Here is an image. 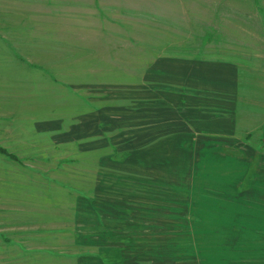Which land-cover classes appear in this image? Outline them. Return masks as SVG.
Instances as JSON below:
<instances>
[{"label":"rangeland","instance_id":"374dc122","mask_svg":"<svg viewBox=\"0 0 264 264\" xmlns=\"http://www.w3.org/2000/svg\"><path fill=\"white\" fill-rule=\"evenodd\" d=\"M171 56L264 86V0H0V264H264L246 176L222 202L215 146L152 103Z\"/></svg>","mask_w":264,"mask_h":264},{"label":"crops","instance_id":"0c3cea01","mask_svg":"<svg viewBox=\"0 0 264 264\" xmlns=\"http://www.w3.org/2000/svg\"><path fill=\"white\" fill-rule=\"evenodd\" d=\"M167 58L170 64L158 70L160 73L154 72L165 78L151 80L152 103L157 100L160 109L163 104L167 108L165 116L160 110L159 118L175 119L173 133L189 135L198 146H215L216 173L225 174L222 183L217 182L215 187L223 191L222 202L230 198L226 191L235 192L238 187L227 186L225 181L234 179L236 174L246 176L238 183L243 187L236 203L238 218H253L247 222L248 233L251 229L264 231V86L252 82L258 76L255 77L257 70L245 76L234 60ZM248 90L251 96L254 90L260 92V100L248 98ZM258 128L262 129L259 136L255 134ZM248 131L255 134L250 140L252 146L243 139L242 132ZM233 219L219 218L221 229Z\"/></svg>","mask_w":264,"mask_h":264}]
</instances>
